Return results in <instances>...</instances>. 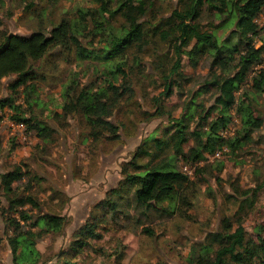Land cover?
Returning <instances> with one entry per match:
<instances>
[{
  "label": "rangeland",
  "instance_id": "1",
  "mask_svg": "<svg viewBox=\"0 0 264 264\" xmlns=\"http://www.w3.org/2000/svg\"><path fill=\"white\" fill-rule=\"evenodd\" d=\"M153 2L155 17L148 16L152 24L180 8L178 0ZM97 8L94 0H0V31L29 35L48 30L63 19L81 20L80 11ZM116 21L123 24L120 18L111 23L115 25ZM255 21L258 32L253 39L260 47L264 45V7ZM199 23L203 31H213L220 38L227 37L233 28L219 27L220 20L206 9ZM162 32L160 38L149 33L143 49L133 47L126 53L127 82L115 81L123 93L111 117L118 127L115 139L96 140L81 114L63 113L67 84L74 81L78 87L95 89L106 79L108 65L100 56L102 44L98 40L94 42L96 52L85 58L77 57L73 49L50 51L36 63L39 77L29 88V98L25 99L22 87L11 95L19 107V116L51 128L49 142L41 141L26 125L15 122L10 109L0 111V174L22 171V179L13 186L39 203V208H23L31 217L56 214L66 220L62 233L42 235L35 243L41 260L48 264H195L202 245L218 247L211 241L214 233H232L242 225L247 239L259 241L264 237V104L261 96L251 90L254 72L236 93L237 105L249 107L261 121L259 130L249 131L248 140L235 148L224 145L197 163L178 157V170L188 176L189 183L184 189L177 188L173 198H152L159 202L154 205L157 209L144 211L136 206L131 187L123 183L127 173L135 171L130 163L134 162L136 150L152 133L160 137L166 134L171 115L179 117L186 103L193 100L200 103L202 106L194 113L196 119L190 123L195 128L203 125L199 117H204L213 104V88L199 92L210 76L207 56L198 58L194 65L187 54L183 55L181 71L190 82L171 96L163 94V76L171 69L173 51L179 44L178 26H168ZM14 79V75L3 79L0 98L10 95L8 85ZM237 105L228 113L226 129L220 132L224 139L240 140L244 132ZM216 115L212 112L207 121ZM192 146L193 142L187 143L184 152ZM146 159L139 155L135 161L141 164ZM3 194L0 185V264H14L8 242L12 230L6 219L18 217L7 212ZM154 195L159 197L160 190ZM22 225L35 233L40 229ZM88 225H92L98 238L84 234ZM145 228L153 236L145 233ZM77 239L85 241L83 248L73 249Z\"/></svg>",
  "mask_w": 264,
  "mask_h": 264
},
{
  "label": "trees",
  "instance_id": "2",
  "mask_svg": "<svg viewBox=\"0 0 264 264\" xmlns=\"http://www.w3.org/2000/svg\"><path fill=\"white\" fill-rule=\"evenodd\" d=\"M178 2L180 8L173 10L170 17L165 20L155 19L153 24L148 20L149 15H152L151 19L155 17L153 0H94L98 8L80 11L81 20L63 19L48 30H37L29 35L0 31V89L3 79L15 76L14 81L8 85L10 95L0 98V111L4 108L10 109L15 114V122L26 125L27 130L33 131L43 142L52 139L51 128L40 121L19 116V107L15 105L11 95L22 87L25 99L29 98V88L34 87L33 81L39 77L36 73V63L52 50L73 49L77 57L85 58L96 52L95 40L102 44L100 56L105 58L108 65L103 84L94 89L78 87L76 82L71 81L66 85V103L63 106L64 114L78 113L84 117L96 140L102 137L115 139L118 136V127L111 121V117L123 93L115 81L127 82L126 53L133 47L143 49L148 43L149 33L159 37L166 27L178 26L179 44L173 51L171 69L163 76L165 96H171L182 84L190 82V78L181 71L183 55L187 54L194 65L202 56L210 59V76L204 81V87L199 92L213 88L214 100L205 116L199 117L203 125H197L195 128L190 126L191 121L196 119L194 113L202 105L194 100L186 103L184 112L179 117L170 116V127L166 134L160 137L152 133L148 136L144 145L136 150L134 162L130 163L135 171L127 173L123 183L131 187L136 206L144 211L158 206L159 202H154L152 198H173L177 188H185L189 183L188 176L178 170V157L188 163L203 161L206 155H212L224 145L239 147L242 141L249 139V131H256L261 127V121L252 115L249 107L237 105L236 93L248 81L250 72H254L251 90L261 96L264 104V45L257 47L253 39L258 32L255 20L262 12L264 0ZM204 9L213 18L220 20L219 27L233 26L227 37L220 38L213 31L202 30L199 22ZM116 18L122 19L123 24H117V21L115 25L112 24L111 20ZM191 45V49L187 51ZM157 105L160 114L161 103L158 102ZM236 105L237 111L241 112L244 132L240 140L224 139L220 132L229 124L228 113ZM212 112L217 115L207 121ZM189 142H193V146L186 153L184 146ZM139 155L147 157L145 163H136L135 159ZM22 177L20 169L0 174L7 212L10 211L18 217V220L15 217L6 219L12 230L8 242L13 262L48 264L41 260L35 243L42 235L62 233L66 220L56 214L31 217L23 208L26 205H30L32 209L39 208V203L31 194L23 195L13 186ZM157 190H160L159 197L154 195ZM21 223L40 229L35 233L31 229H25ZM87 228L84 234L99 237L91 229L92 225ZM143 231L153 236L150 229L145 228ZM211 241L218 243V247L213 249L210 244L202 245L196 255L195 264H264V237L259 241L247 239L242 225L232 233H214ZM73 242V249H81L86 244L83 239ZM64 264L72 263L64 261Z\"/></svg>",
  "mask_w": 264,
  "mask_h": 264
}]
</instances>
